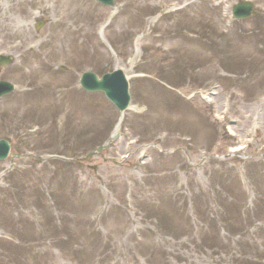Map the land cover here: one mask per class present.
<instances>
[{
  "label": "rangeland",
  "instance_id": "obj_1",
  "mask_svg": "<svg viewBox=\"0 0 264 264\" xmlns=\"http://www.w3.org/2000/svg\"><path fill=\"white\" fill-rule=\"evenodd\" d=\"M238 1L0 0V264H264V0ZM116 68L121 120L79 85Z\"/></svg>",
  "mask_w": 264,
  "mask_h": 264
},
{
  "label": "water",
  "instance_id": "obj_2",
  "mask_svg": "<svg viewBox=\"0 0 264 264\" xmlns=\"http://www.w3.org/2000/svg\"><path fill=\"white\" fill-rule=\"evenodd\" d=\"M103 5L113 6V0H97ZM231 13L234 18L244 19L253 15L254 7L250 1L243 0L235 3L231 8ZM39 25L37 26V28ZM11 62L10 56H0V65H7ZM80 86L86 91H100L105 97L122 112L125 110L130 101L128 81L121 69H115L110 73H105L98 77L95 73L85 71L81 74L79 80ZM13 90V85L7 81H0V97ZM107 147L99 146L95 151ZM10 151L9 141L0 139V160H5ZM94 152H89L85 157L93 155Z\"/></svg>",
  "mask_w": 264,
  "mask_h": 264
},
{
  "label": "bare ground",
  "instance_id": "obj_3",
  "mask_svg": "<svg viewBox=\"0 0 264 264\" xmlns=\"http://www.w3.org/2000/svg\"><path fill=\"white\" fill-rule=\"evenodd\" d=\"M139 42V38H137L136 39V44ZM125 71V70H124ZM126 72V71H125ZM129 109H131V106L129 107ZM121 117H122V114H120V120H121ZM120 120H119V122H118V125H119V123H120ZM118 127V126H117Z\"/></svg>",
  "mask_w": 264,
  "mask_h": 264
}]
</instances>
